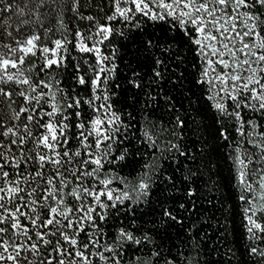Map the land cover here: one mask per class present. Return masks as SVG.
I'll list each match as a JSON object with an SVG mask.
<instances>
[{
	"label": "snow or ice",
	"instance_id": "snow-or-ice-1",
	"mask_svg": "<svg viewBox=\"0 0 264 264\" xmlns=\"http://www.w3.org/2000/svg\"><path fill=\"white\" fill-rule=\"evenodd\" d=\"M111 3V14L106 15L109 23L97 22L92 30L94 17L80 11V0H72L71 11L78 19L90 22L86 30L78 28L74 32L76 51L95 56V65L84 60L87 68L68 61L65 55L69 43L67 37L52 40V47H49L38 44V35L20 39L9 31L7 37L14 43L0 41V97L5 98L0 103H6L8 109L5 119L0 121V138H3L0 139V264H93V256H98L105 264H122L123 245L140 246L151 241L149 234L137 237L121 227L112 238V244L100 245L96 238L100 229L95 217L98 215L100 221L107 217L97 213V208L111 207L119 211L117 206L124 201H139L148 196L156 167V152L174 151L186 156L187 151L171 141L165 147H159V140L145 129L143 136L153 152L145 150L143 155L150 158L144 160L141 156L140 172L132 180L123 179L124 188L117 194V189L110 187L116 177H101L108 153L89 150L92 147L90 137L95 138V149L100 150L102 142L114 138L112 133L119 131L121 123L110 104H95L101 99L108 101L106 91L103 97L99 93L108 83L109 77L104 74L115 69V65L106 67L109 57L102 54L99 45L117 31L110 22L129 24L137 15L153 21L172 17L173 27L178 24L200 49L201 55L217 56L215 63L229 70L216 75L215 80L220 85L231 82V88L219 87L210 78V72L215 73L213 61L207 60L202 76L208 79L200 82H207L216 89L208 99L213 101L212 106L219 114L220 139L234 142L232 162L237 198L245 205L247 238L253 242L248 251L251 257H258L255 264H264V247L260 246V242H264V167L250 168L253 164L264 165V124L254 118L246 119L242 114L243 109H250L264 116V75H261L264 74V0H111ZM241 9L246 11L241 12ZM238 20L244 29L242 32L237 31ZM214 32L219 33V37ZM119 34L123 35V32ZM213 41L216 43H211ZM237 42L238 48L235 47ZM148 43L151 45L152 42ZM229 43L233 46L229 47ZM209 48L210 53L205 51ZM225 55L230 60L223 59ZM29 57H36V60L26 67ZM160 63L154 61V64ZM54 68H63L69 78L84 89L85 96L89 92L91 96L85 98L79 90L73 95L72 91H64L61 82L54 77L42 78ZM81 72L85 74H78ZM88 72H91L90 76ZM153 75H161L156 67H153ZM149 82L155 83L151 78ZM129 85L135 89L146 87L135 72ZM146 95L151 96V93ZM229 100L231 104L227 103ZM85 106L95 115H89ZM22 118L26 122L20 123ZM176 119L182 128L184 121L179 117ZM237 135L242 142H236ZM73 140L78 146L73 145ZM29 143L31 148L26 147ZM244 145L257 149L260 156L254 158L255 153L249 152ZM84 150H89L87 159L83 158ZM125 154L114 156L112 161H123ZM90 165L95 167L89 168ZM46 166H50L48 174L44 171ZM69 176L79 183L65 193L64 189L73 183ZM85 177L97 180L103 189L97 191L94 187L84 186ZM192 194L190 191L189 195ZM65 195L81 201V208L75 210L83 213L78 220L73 218L74 209L66 203ZM84 197H91L96 207L85 209ZM102 197L110 203L104 202ZM163 215L174 221L177 219L170 210H165ZM88 222H91L89 226L93 232L81 243L78 236L85 231L84 225ZM99 247H103V252ZM105 252L109 255L105 256ZM144 255L146 259L137 257L128 264H178L176 257L166 255L158 246Z\"/></svg>",
	"mask_w": 264,
	"mask_h": 264
},
{
	"label": "trees",
	"instance_id": "trees-1",
	"mask_svg": "<svg viewBox=\"0 0 264 264\" xmlns=\"http://www.w3.org/2000/svg\"><path fill=\"white\" fill-rule=\"evenodd\" d=\"M80 3V11L94 17L91 22L92 30H95L97 22L109 23L106 15L111 14V0H80ZM71 6L72 0H0V41L14 43L7 37L9 31L20 39L38 35V44L49 47H52V40L67 37L69 43L65 55L68 61L72 64L80 63L85 68L87 65L83 64L84 60L95 65L94 55L81 54L75 49L74 32L78 28L86 30L90 22L78 19L71 11ZM25 21L27 23H23ZM110 23L117 31L99 47L102 54L109 57L105 62L106 67L115 65V69L104 74L109 77L108 83L106 89L102 88L99 93L103 97L106 91L108 101L101 99L95 104H110L111 111L120 116L121 123L119 131L112 133L114 138L102 142L100 150L95 149V138L89 139L92 145L89 150L108 153L101 177L115 176L110 187L116 188L118 194L124 188L121 183L123 179L132 180L137 176L143 163L141 156L147 160L150 157L143 155L145 150L153 152L143 136L145 129L159 140V147H165L168 141L179 143L187 151V155L180 156L174 151H157L148 196L139 201H124L117 206L119 211L111 207L106 210L97 208V213H103L107 217L105 221H100L98 215L95 217L100 229L96 234L100 245L112 244V238L123 227L137 237L149 234L151 241L140 246L123 245L122 264H128L129 260L135 261L137 257L146 259L145 252L157 246L166 255L176 257L178 264H255L258 257H251L248 251L253 242L247 238L243 212L245 205L237 198L238 189L235 186L232 162L234 142H225L219 137V114L212 106L213 101L208 99L212 95L210 84L200 82L207 79L202 76L204 64L199 48L178 24L173 27L175 21L172 17L153 21L137 15L129 24L122 21ZM134 24L138 26H133ZM188 27L191 30V25ZM47 29L51 31H46ZM120 31L123 35L119 34ZM149 41L152 42L151 45ZM35 60L36 57H29L26 67ZM156 60L161 63L154 64ZM153 67L160 71L159 77L153 75ZM68 71L71 72V69ZM134 72L139 74L146 87L135 89L129 85ZM87 75L90 76L91 72ZM52 77L61 82L64 91H72L75 95L79 90L80 95L85 96L84 89L75 84L63 68H54L42 78ZM149 78L155 83H150ZM146 93H151V96ZM90 96L89 92L85 98ZM4 99L0 97V101ZM227 103L232 102L229 100ZM85 110L89 115H95L91 108L85 106ZM7 113L6 103H0V121L5 119ZM242 114L246 119L254 118L264 124V116L259 111L243 109ZM177 117L184 121L182 128ZM24 122L26 120L22 118L20 123ZM10 123L12 122L9 121ZM236 142H242L238 135ZM72 143L78 146L76 140ZM244 146L249 152L255 153L254 158L260 156V152L251 145ZM26 147L31 148L32 144L29 143ZM89 150H84V159L88 158ZM121 154H125L123 161H112L114 156ZM91 167L95 166L90 165L89 168ZM260 167L264 165H250V168ZM49 169L50 166H46V174ZM81 171L84 169L81 168ZM68 178L73 183L64 189L65 193L79 183L70 176ZM83 184L94 187L97 191L103 189L93 178H83ZM190 191L193 193L191 196ZM132 196L135 197V193ZM102 200L110 203L106 197H102ZM65 201L74 209L73 218L78 220L83 213L75 210L81 208V201L69 195H65ZM49 203L55 206L53 201ZM83 206L85 209L88 206L96 207L91 197H84ZM165 210H170L177 219L174 221L164 216ZM90 223L84 225L85 231L78 236L81 243L93 232ZM52 239L55 240V237ZM260 246L264 247V242H260ZM99 251L103 252V247H99ZM104 255L108 256L109 253L105 252ZM91 259L93 264H105L98 256Z\"/></svg>",
	"mask_w": 264,
	"mask_h": 264
},
{
	"label": "rangeland",
	"instance_id": "rangeland-1",
	"mask_svg": "<svg viewBox=\"0 0 264 264\" xmlns=\"http://www.w3.org/2000/svg\"><path fill=\"white\" fill-rule=\"evenodd\" d=\"M243 11H244V9H241V12H243ZM237 25H238L237 31H241L242 32L244 29L242 28V26H240V21L239 20L237 21ZM213 34L214 35H217L219 37V33H215L214 32ZM246 39H248V38H246ZM225 42L227 43L228 41H225ZM211 43L215 44L216 42L213 41ZM232 46L233 45L231 43H229V47H232ZM239 46H240L239 45V42H237V44L235 45V47L238 48ZM205 51L208 52V53H210V48L209 49H205ZM199 52H200V49H199ZM240 55H241V58H243L242 54H240ZM201 57H202V60H203L204 68L207 67V60H212L213 61V65L212 66H213V68H215V73H211L210 72V78L212 79L213 83L217 84L219 87H229V88H231V82H229L226 85H220L219 82L215 80L216 75H220V74H222L224 72L229 71L228 69H224L222 65H219V64H216L215 63V61L218 59V57L217 56L210 55V54L207 57H205L203 55H201ZM223 59L230 60V57H228L227 55H225L223 57ZM206 79H208V78H206ZM210 88H211V93L213 94V92H215L216 89L212 88V85H210ZM220 95H224V94L221 93Z\"/></svg>",
	"mask_w": 264,
	"mask_h": 264
}]
</instances>
